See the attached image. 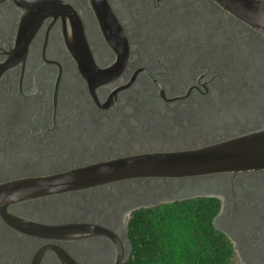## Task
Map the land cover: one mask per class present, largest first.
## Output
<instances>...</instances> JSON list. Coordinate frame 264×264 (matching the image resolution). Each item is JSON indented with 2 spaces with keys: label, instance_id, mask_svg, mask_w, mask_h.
Listing matches in <instances>:
<instances>
[{
  "label": "flooded vegetation",
  "instance_id": "flooded-vegetation-1",
  "mask_svg": "<svg viewBox=\"0 0 264 264\" xmlns=\"http://www.w3.org/2000/svg\"><path fill=\"white\" fill-rule=\"evenodd\" d=\"M0 0V188L264 129V36L212 0ZM0 264H128L143 209L206 203L233 264H264V169L3 202Z\"/></svg>",
  "mask_w": 264,
  "mask_h": 264
},
{
  "label": "water",
  "instance_id": "water-1",
  "mask_svg": "<svg viewBox=\"0 0 264 264\" xmlns=\"http://www.w3.org/2000/svg\"><path fill=\"white\" fill-rule=\"evenodd\" d=\"M106 37L117 45L119 25L103 0H91ZM232 16L264 36V0H212ZM264 169V129L240 135L206 147L178 151L141 154L97 164L56 177L39 179L11 192L3 193V202L20 201L82 190L116 181L136 178L179 179L217 173ZM1 197V192H0Z\"/></svg>",
  "mask_w": 264,
  "mask_h": 264
},
{
  "label": "trees",
  "instance_id": "trees-1",
  "mask_svg": "<svg viewBox=\"0 0 264 264\" xmlns=\"http://www.w3.org/2000/svg\"><path fill=\"white\" fill-rule=\"evenodd\" d=\"M206 203L182 202L143 209L130 224L128 264H233L232 251Z\"/></svg>",
  "mask_w": 264,
  "mask_h": 264
}]
</instances>
